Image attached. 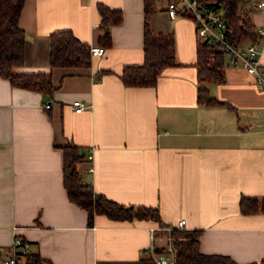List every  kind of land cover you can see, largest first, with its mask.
I'll return each instance as SVG.
<instances>
[{
  "label": "crops",
  "instance_id": "0c3cea01",
  "mask_svg": "<svg viewBox=\"0 0 264 264\" xmlns=\"http://www.w3.org/2000/svg\"><path fill=\"white\" fill-rule=\"evenodd\" d=\"M169 1L150 11L149 22L173 32L177 64L145 87L127 86L120 76L125 66L145 61V0L25 2L26 58L17 70L52 72L56 90H27L0 76V264L16 236L41 264H131L152 258V245L158 252L174 248L167 227L182 219L184 229L202 230L203 253L264 264V213L240 209L242 195L264 197V89L245 68L226 64L224 81L207 86L232 107L199 103L195 22L171 18ZM100 2L123 12L122 22L109 26L108 46L100 43ZM250 16L264 27V9ZM60 29L105 47V54L91 55L87 67L51 68L49 36ZM261 64L264 75V44ZM75 100L87 107L77 112ZM71 143L84 148L79 170L95 192L157 207L163 225L104 214L89 224L64 185L62 147Z\"/></svg>",
  "mask_w": 264,
  "mask_h": 264
},
{
  "label": "trees",
  "instance_id": "16d2710c",
  "mask_svg": "<svg viewBox=\"0 0 264 264\" xmlns=\"http://www.w3.org/2000/svg\"><path fill=\"white\" fill-rule=\"evenodd\" d=\"M27 0H0V76L19 88L52 95L56 90L52 72H22L17 68L25 63L26 32L20 26V16ZM249 0H220L216 8L224 11L229 26L239 39L256 38L257 27L245 7ZM152 0H145V61L142 64L127 65L120 75L127 86H155L161 72L176 65L175 39L173 32L154 30L149 22ZM101 25L105 34L100 38L103 45L111 44L109 26L123 20L120 8H111L100 2ZM51 68H79L90 66L92 56L90 44L79 39L72 30L60 29L49 36ZM196 65L199 71L198 101L206 105H226L209 94L208 83L223 82L225 75V54L216 45L199 43ZM63 150L64 185L71 201L86 209L88 222L93 223L96 215L104 214L115 220H148L161 223L159 208L146 205H127L116 202L104 194L97 193L91 185L82 180L79 165L86 160L84 148L68 144ZM240 209L243 214L264 213V197L242 195ZM163 225V224H162ZM201 229L187 230L172 227L170 235L176 252V264H236L229 256L205 254L200 248ZM264 262V261H263ZM21 264H41L37 253H28ZM131 264H155L151 257H144Z\"/></svg>",
  "mask_w": 264,
  "mask_h": 264
},
{
  "label": "built area",
  "instance_id": "2783aa9c",
  "mask_svg": "<svg viewBox=\"0 0 264 264\" xmlns=\"http://www.w3.org/2000/svg\"><path fill=\"white\" fill-rule=\"evenodd\" d=\"M216 0H170L168 3V14L171 18L178 16H188L193 19L196 27V34L199 43H208L218 46L225 54L227 65L243 67L253 74L256 81L264 89V75L261 64L262 48L264 44V27H258L256 38L239 39L234 30L229 26L224 11L216 8ZM248 12L264 9V0H249L245 3ZM105 47L92 45L90 52L92 56H102L105 54ZM77 112L83 111L87 104L82 100L73 102ZM51 107L46 103L45 108ZM94 155L89 152V172H94ZM185 219L180 220L179 227L183 228ZM167 227V230H171ZM157 229L151 228V237ZM150 255L156 264H176V253L174 248L158 252L152 245ZM30 253V243L21 237L16 236L12 245L11 255L3 261V264H21L22 259Z\"/></svg>",
  "mask_w": 264,
  "mask_h": 264
},
{
  "label": "rangeland",
  "instance_id": "374dc122",
  "mask_svg": "<svg viewBox=\"0 0 264 264\" xmlns=\"http://www.w3.org/2000/svg\"><path fill=\"white\" fill-rule=\"evenodd\" d=\"M167 2L168 0H152L150 11H154L156 7H159L162 4L165 5ZM170 247L172 248V245ZM170 247H168L167 249L169 250Z\"/></svg>",
  "mask_w": 264,
  "mask_h": 264
},
{
  "label": "water",
  "instance_id": "95a60500",
  "mask_svg": "<svg viewBox=\"0 0 264 264\" xmlns=\"http://www.w3.org/2000/svg\"><path fill=\"white\" fill-rule=\"evenodd\" d=\"M220 0H216L215 4H218Z\"/></svg>",
  "mask_w": 264,
  "mask_h": 264
}]
</instances>
